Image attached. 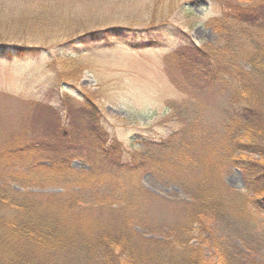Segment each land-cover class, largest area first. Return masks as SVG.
Segmentation results:
<instances>
[{"label": "trees", "instance_id": "obj_1", "mask_svg": "<svg viewBox=\"0 0 264 264\" xmlns=\"http://www.w3.org/2000/svg\"><path fill=\"white\" fill-rule=\"evenodd\" d=\"M212 1L222 5L221 15L206 22L218 37L217 45L174 54L190 65L192 82L232 89L233 112L222 138L204 133L207 150L194 159L186 130L183 135L173 130L155 140L144 139L138 151L126 150L101 129L91 104L92 142L77 143L78 150L89 152L88 172L71 168V161L81 157L71 156L72 145L60 149L58 143L43 141L11 147L0 160V264H212L204 256L210 240L213 264H259L216 239L209 221L220 224L227 219L232 226L264 221V0ZM117 30L88 36H119ZM3 45L0 57H11V50L24 54L35 49ZM78 135L73 133V140ZM51 152L53 160L45 165ZM226 165L242 170L244 190L225 185ZM191 169L198 178L187 186ZM147 172L189 187L188 201L151 194L140 182ZM15 185L24 191L13 189ZM47 186L64 191H27ZM152 201L176 209V222L153 221ZM139 227L161 230L163 236L148 238Z\"/></svg>", "mask_w": 264, "mask_h": 264}, {"label": "rangeland", "instance_id": "obj_2", "mask_svg": "<svg viewBox=\"0 0 264 264\" xmlns=\"http://www.w3.org/2000/svg\"><path fill=\"white\" fill-rule=\"evenodd\" d=\"M221 13V3L212 0H0V46L35 48L0 57V160L11 147L52 141L72 145L71 156L81 157L71 161V168L87 171L89 152L78 150L77 143L92 142L91 104L101 129L126 150L138 151L144 139L186 130L193 140L192 159L202 157L204 133L212 131L221 139L226 132L232 89L192 82L190 65L174 53L215 47L218 37L206 22ZM17 18L23 20L15 22ZM110 29L121 30L119 36H88ZM73 133L79 134L74 140ZM48 156L45 165L53 160L52 152ZM222 172L229 189L244 190L241 169L226 165ZM187 178L191 186L198 175L191 169ZM140 182L151 194L188 201L189 187L164 181L158 172L144 173ZM13 189L24 191L17 185ZM27 191L55 195L64 190L47 186ZM168 207L152 201V220L175 223L176 209ZM209 222L216 239L244 259L264 264V221L235 226L227 219ZM138 229L148 238L163 236L161 230ZM212 245L211 240L205 245L204 256L213 264Z\"/></svg>", "mask_w": 264, "mask_h": 264}]
</instances>
